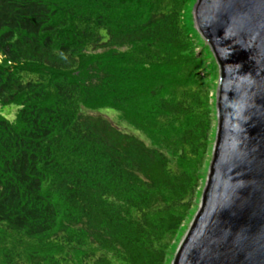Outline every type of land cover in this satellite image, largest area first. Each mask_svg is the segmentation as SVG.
<instances>
[{
    "label": "trees",
    "instance_id": "trees-1",
    "mask_svg": "<svg viewBox=\"0 0 264 264\" xmlns=\"http://www.w3.org/2000/svg\"><path fill=\"white\" fill-rule=\"evenodd\" d=\"M191 2L0 0V264H166L212 125Z\"/></svg>",
    "mask_w": 264,
    "mask_h": 264
},
{
    "label": "water",
    "instance_id": "water-1",
    "mask_svg": "<svg viewBox=\"0 0 264 264\" xmlns=\"http://www.w3.org/2000/svg\"><path fill=\"white\" fill-rule=\"evenodd\" d=\"M221 67L218 143L175 264H264V0H198Z\"/></svg>",
    "mask_w": 264,
    "mask_h": 264
},
{
    "label": "rangeland",
    "instance_id": "rangeland-1",
    "mask_svg": "<svg viewBox=\"0 0 264 264\" xmlns=\"http://www.w3.org/2000/svg\"><path fill=\"white\" fill-rule=\"evenodd\" d=\"M198 0H192L190 3V7L188 8V11L186 12V19L187 23L190 24L191 28V34L194 38V45H195V54L197 57V61L201 60L196 69L199 70V76L201 77L200 83L204 85V89L207 90L206 94L208 93V101L210 105V116H211V130H210V138L207 142V151L204 153V155H201V159L199 162L194 166L195 172H200L197 175L194 192L191 196V204L190 209L186 212L185 215V221L183 225L181 226V229L174 235L167 237V240L169 242L168 244V255H167V262L166 264H175L177 261V256L179 253V250L184 243L186 237L188 236L191 227L193 226L203 203V197L208 185V181L210 178L211 173V166L214 160V153L217 147V141H218V128H219V111H218V92H219V84L221 80V67L218 63L212 49L207 44L205 39L202 37L200 32L198 31L196 27L195 22V6L197 5ZM175 73V72H173ZM180 82L179 84L185 83ZM162 83H156L153 81V83L147 85V91L145 92V95L152 99L150 101V105L153 106V103L155 100H159L163 97H167L168 95V88L162 89L158 92L157 95H155L156 85H160ZM161 97V98H160ZM131 104V103H130ZM130 106L136 107L141 111H146L151 108V106L148 109V106L145 102H132L131 105L127 106V108L130 111ZM19 111V107L15 105L5 106L0 108V112L3 116H5L8 120L14 121L17 117ZM102 114L109 118L112 122H114L117 126L122 128L125 131L132 130L128 124H126L123 119L122 115L123 113L118 111L117 109H105L102 110ZM174 130L169 131L168 133L159 136L158 140L160 138H169L170 134H173ZM142 138L147 140V142L150 143L149 139H147L146 135L142 132L138 133ZM83 252L82 251H75L73 252V256L76 261H80L79 258H81Z\"/></svg>",
    "mask_w": 264,
    "mask_h": 264
}]
</instances>
